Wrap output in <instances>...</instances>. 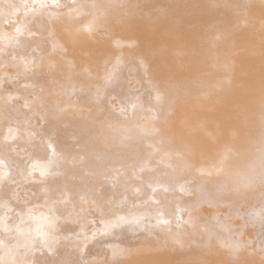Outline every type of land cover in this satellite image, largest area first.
I'll list each match as a JSON object with an SVG mask.
<instances>
[{
  "label": "bare ground",
  "instance_id": "1",
  "mask_svg": "<svg viewBox=\"0 0 264 264\" xmlns=\"http://www.w3.org/2000/svg\"><path fill=\"white\" fill-rule=\"evenodd\" d=\"M0 264H264V0H0Z\"/></svg>",
  "mask_w": 264,
  "mask_h": 264
},
{
  "label": "snow or ice",
  "instance_id": "2",
  "mask_svg": "<svg viewBox=\"0 0 264 264\" xmlns=\"http://www.w3.org/2000/svg\"><path fill=\"white\" fill-rule=\"evenodd\" d=\"M157 99H159V97H157ZM128 222L129 221H126L123 217H120L117 220H115L109 224H106L104 227V232L102 234L106 235L108 233V231H110L112 228L119 227L122 224L128 223ZM49 227H50V225H49ZM38 231H41V230H38ZM41 239H42V242H46L45 237L43 235H42ZM85 239L87 240V237ZM238 247L239 246L237 245V249H238Z\"/></svg>",
  "mask_w": 264,
  "mask_h": 264
}]
</instances>
